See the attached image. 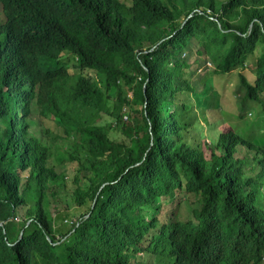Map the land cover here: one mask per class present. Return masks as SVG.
I'll return each instance as SVG.
<instances>
[{
	"label": "trees",
	"instance_id": "obj_1",
	"mask_svg": "<svg viewBox=\"0 0 264 264\" xmlns=\"http://www.w3.org/2000/svg\"><path fill=\"white\" fill-rule=\"evenodd\" d=\"M234 72L238 124L207 93ZM263 254L264 0H0V264Z\"/></svg>",
	"mask_w": 264,
	"mask_h": 264
},
{
	"label": "rangeland",
	"instance_id": "obj_2",
	"mask_svg": "<svg viewBox=\"0 0 264 264\" xmlns=\"http://www.w3.org/2000/svg\"><path fill=\"white\" fill-rule=\"evenodd\" d=\"M194 43L195 44L193 47H194V50H196L197 45H196V42H194ZM197 57H198L197 54H194L192 60H194ZM255 57H256V55L251 56L249 63H252L253 60L255 59ZM197 65H198V63L193 64L192 72L195 71V68L197 67ZM205 65L206 64L202 65L200 70L198 69V71L193 73L194 77L198 76L199 74L204 76L203 71L208 70V68H206ZM209 65L210 64H208V66ZM251 70H252V68H251V66H249V67H246L245 69H243L241 71L243 73H245L247 75V77H250L251 78L250 80H253L254 77L252 76ZM199 72H201V73H199ZM237 78H238V74H236L234 72V73H231L227 76H224V80L222 82L216 81L215 84H208L209 85L208 91L205 88L207 85L203 86V88H205V90L207 91L208 94L212 93V88L214 87V85L220 90L219 96H220L221 102L224 104V107H226V110H225L226 113L224 115L220 116V118L223 119L224 117H228L232 121V124L233 123H236V124L239 123V121L237 119L231 118V115L237 106L236 101L234 99L235 95L232 92V89L237 84ZM212 102H213V99H212ZM170 109H171V111H173L174 107L170 106ZM18 115H19V113H18ZM35 118L37 119V117H35ZM240 123H242V122H240ZM246 124H247V121L245 123H242V125H246ZM227 127H231V126L229 125L228 122H225V121H222L221 123L219 122V124L217 125V130L213 125L205 127L204 130L206 131L207 136L204 137V140H207V138L211 139L212 137L215 139L217 137V135ZM210 129H211V131H210ZM31 131H32V133L39 135L37 126L33 127ZM252 131L254 132L253 134H260L261 133V130H258V129H256V130L252 129ZM251 134L252 133H250V135ZM123 138H125V136H122L121 134H119V137L117 139L120 140ZM54 148L57 152L62 150L59 147V142L54 143ZM59 169H60V171L67 172L66 175H67V183H68L67 184L68 193H67L66 189H63L64 191L61 193V196L59 197V199L62 198V201H60L59 204L57 205V208L60 210L57 214V220H58L57 227H62L63 229L66 230L69 227V223L72 220H74L75 218H77L81 214L82 210H84L83 208L80 209L77 206H75L71 197H70V194L72 193L70 191V188L73 185V178L76 174H78L79 180L83 183L86 182V178H85V173L77 170L76 164H68L65 168H63V166H61ZM24 212H25V210L20 211V218H21L22 214H24Z\"/></svg>",
	"mask_w": 264,
	"mask_h": 264
},
{
	"label": "clouds",
	"instance_id": "obj_3",
	"mask_svg": "<svg viewBox=\"0 0 264 264\" xmlns=\"http://www.w3.org/2000/svg\"><path fill=\"white\" fill-rule=\"evenodd\" d=\"M201 239H197V241H200ZM260 263L264 264V254L261 257Z\"/></svg>",
	"mask_w": 264,
	"mask_h": 264
}]
</instances>
